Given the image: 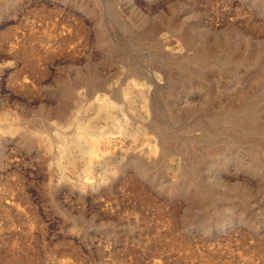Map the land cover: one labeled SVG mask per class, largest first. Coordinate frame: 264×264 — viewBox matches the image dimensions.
Here are the masks:
<instances>
[{"label":"rangeland","instance_id":"rangeland-1","mask_svg":"<svg viewBox=\"0 0 264 264\" xmlns=\"http://www.w3.org/2000/svg\"><path fill=\"white\" fill-rule=\"evenodd\" d=\"M0 264H264V0H0Z\"/></svg>","mask_w":264,"mask_h":264},{"label":"bare ground","instance_id":"bare-ground-1","mask_svg":"<svg viewBox=\"0 0 264 264\" xmlns=\"http://www.w3.org/2000/svg\"><path fill=\"white\" fill-rule=\"evenodd\" d=\"M109 103V102H108ZM108 103L107 102H105V103H103L101 106H100V109L102 110V107L104 106V107H107L108 106ZM98 107V106H97ZM99 112V111H98ZM101 112H103V111H101ZM99 115H101V114H99ZM109 115V114H108ZM107 115V116H108ZM106 116V115H105ZM102 117H103V115H102ZM105 119V118H104ZM110 119V118H109ZM106 120V119H105ZM108 120V119H107ZM111 120V119H110ZM86 126V125H85ZM89 127V126H88ZM90 128V127H89ZM80 129V128H79ZM91 129V128H90ZM89 129V130H90ZM83 131H88L87 130V127H84L83 128ZM86 133V132H85ZM63 147H65V146H63ZM62 150V149H61ZM67 150V149H66ZM68 151V150H67ZM153 151V150H152ZM68 153V152H67ZM66 155V154H65ZM70 156V155H69ZM68 158V157H67ZM69 161H71V160H69Z\"/></svg>","mask_w":264,"mask_h":264}]
</instances>
